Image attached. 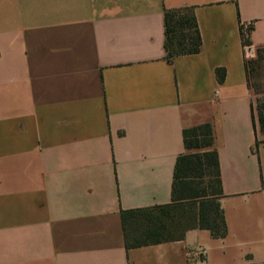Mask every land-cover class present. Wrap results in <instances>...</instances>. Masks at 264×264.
Here are the masks:
<instances>
[{
    "label": "crops",
    "instance_id": "obj_1",
    "mask_svg": "<svg viewBox=\"0 0 264 264\" xmlns=\"http://www.w3.org/2000/svg\"><path fill=\"white\" fill-rule=\"evenodd\" d=\"M185 6L202 47L168 60L164 12ZM242 23L264 47V0H0V264H264ZM203 123L228 234L127 248L121 211L172 202L183 130Z\"/></svg>",
    "mask_w": 264,
    "mask_h": 264
},
{
    "label": "trees",
    "instance_id": "obj_2",
    "mask_svg": "<svg viewBox=\"0 0 264 264\" xmlns=\"http://www.w3.org/2000/svg\"><path fill=\"white\" fill-rule=\"evenodd\" d=\"M164 24L166 59L201 50L202 39L193 7L166 8ZM240 29L244 45H251L253 23H242ZM263 48H258V53ZM256 63L246 59L248 81L257 94L254 109L258 126L264 135V91L259 90V83L251 82ZM217 74L222 81L225 69L218 68ZM183 140L185 151L177 157L173 172L172 202L121 211L127 248L182 239L192 228L208 229L215 238H224L228 234L220 203L224 193L211 124L185 128ZM186 203L190 205L189 210L183 209L178 216L172 214Z\"/></svg>",
    "mask_w": 264,
    "mask_h": 264
},
{
    "label": "rangeland",
    "instance_id": "obj_3",
    "mask_svg": "<svg viewBox=\"0 0 264 264\" xmlns=\"http://www.w3.org/2000/svg\"><path fill=\"white\" fill-rule=\"evenodd\" d=\"M246 59L248 62L256 61V71H255V77H253L251 80L252 83H259V90L264 91V48L261 50V52L258 53V48H252L250 45H246ZM261 56V57H260ZM254 91V88L252 89ZM255 94V102L257 98V94L254 91ZM261 133V132H260ZM262 134V133H261ZM263 135V134H262ZM190 205L186 203L183 206H180L179 211L175 210L172 211V214L175 216H178L179 212H182V210H189ZM177 218V217H176Z\"/></svg>",
    "mask_w": 264,
    "mask_h": 264
},
{
    "label": "built area",
    "instance_id": "obj_4",
    "mask_svg": "<svg viewBox=\"0 0 264 264\" xmlns=\"http://www.w3.org/2000/svg\"><path fill=\"white\" fill-rule=\"evenodd\" d=\"M246 53H247V50H246Z\"/></svg>",
    "mask_w": 264,
    "mask_h": 264
}]
</instances>
